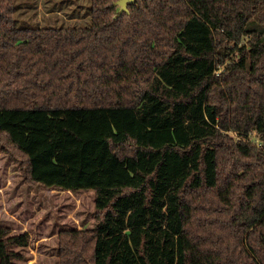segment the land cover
I'll return each mask as SVG.
<instances>
[{"label":"trees","instance_id":"obj_1","mask_svg":"<svg viewBox=\"0 0 264 264\" xmlns=\"http://www.w3.org/2000/svg\"><path fill=\"white\" fill-rule=\"evenodd\" d=\"M115 1L20 27L0 0V146L95 191L60 263L264 264V0ZM28 240L0 226V264Z\"/></svg>","mask_w":264,"mask_h":264},{"label":"rangeland","instance_id":"obj_2","mask_svg":"<svg viewBox=\"0 0 264 264\" xmlns=\"http://www.w3.org/2000/svg\"><path fill=\"white\" fill-rule=\"evenodd\" d=\"M13 3L16 24L20 27L90 24L87 14L90 0H13ZM54 8L58 12L51 10ZM94 199L92 189L72 192L31 185L18 161L0 146V226L11 234L29 235L26 246L15 247L24 255L20 264H61V234L94 226Z\"/></svg>","mask_w":264,"mask_h":264},{"label":"water","instance_id":"obj_3","mask_svg":"<svg viewBox=\"0 0 264 264\" xmlns=\"http://www.w3.org/2000/svg\"><path fill=\"white\" fill-rule=\"evenodd\" d=\"M136 0H117L115 1L116 5L120 6L119 12L122 13L123 11H126L128 9V4L130 2H135Z\"/></svg>","mask_w":264,"mask_h":264}]
</instances>
